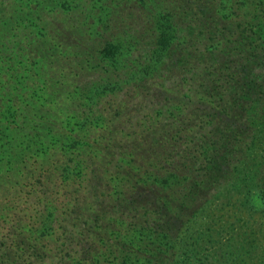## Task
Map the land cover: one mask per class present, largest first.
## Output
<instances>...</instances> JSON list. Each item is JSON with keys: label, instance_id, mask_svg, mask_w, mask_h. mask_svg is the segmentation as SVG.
Segmentation results:
<instances>
[{"label": "trees", "instance_id": "16d2710c", "mask_svg": "<svg viewBox=\"0 0 264 264\" xmlns=\"http://www.w3.org/2000/svg\"><path fill=\"white\" fill-rule=\"evenodd\" d=\"M93 2L35 0L1 20L0 63H11L0 68V264L46 263L53 195L71 193L87 173L110 185L115 215L67 210L79 223L72 231L63 225L62 234L90 241L61 264H176L173 249L204 207L231 229L232 243L203 264H264L254 245L260 237L264 243V211L246 202L253 190L264 196V87L256 83L264 74L253 71L264 3L249 1L255 9L236 14L248 0ZM49 3L81 17L75 46L68 35L41 32L42 15L51 12L40 7ZM15 22L26 23L19 29L27 37L18 41L4 36ZM123 24L128 39L117 41ZM127 47L136 65L125 66L123 78L155 89L134 105L135 115L126 113L130 97L115 101L104 85L123 68L117 58ZM186 62L195 65L184 69ZM9 84L16 87L4 94ZM130 135L136 142L122 152ZM29 226L36 237L25 234Z\"/></svg>", "mask_w": 264, "mask_h": 264}, {"label": "rangeland", "instance_id": "374dc122", "mask_svg": "<svg viewBox=\"0 0 264 264\" xmlns=\"http://www.w3.org/2000/svg\"><path fill=\"white\" fill-rule=\"evenodd\" d=\"M35 0H0V24L2 23L1 20H5L7 17H9L11 14H18L20 9L26 8L31 2ZM87 2L88 0H84ZM94 4L98 3L101 0H93ZM256 2L260 0H248V2ZM264 3V0H261ZM243 4V5H238L233 8V10L236 12V14H247L250 9H255V6L251 3L250 4ZM40 8H45L46 10H50V13L48 16L42 15L43 20L40 22V24L43 23L42 25V33L44 34H57V35H68V40H70V43L73 42L74 46L76 45L77 41L76 38L78 39V32H79V26L82 28V22L81 17L78 16L77 12H74L73 10H67L64 12H58L52 7V4L49 3L48 5L41 6ZM251 10V11H252ZM264 14V13H263ZM42 18V17H41ZM26 25L25 22H15L12 23L8 29V31L5 32V37L10 39L12 41H18L20 39H23L26 36V31L20 32L19 27H24ZM130 26L128 25H122L119 27V32H116L117 36V41L121 40L123 38L128 39V29ZM84 32L89 31V29L83 28ZM93 31V30H92ZM126 32V33H125ZM85 33V34H87ZM262 36H264V30L261 32ZM21 34V36L18 38V35ZM260 33H258L255 38H258ZM96 36V35H95ZM81 39L85 41L90 47L93 49H96L94 44H90L89 41L83 36ZM100 37L99 35L97 38ZM95 39V37H94ZM95 41V40H94ZM34 42L31 39L27 40V44H33ZM258 43L260 47L257 49H254V54L257 55V58L253 59V66L255 69L253 70L255 72V75H261L264 74V69L261 68L260 64L261 62H264V58H261V56L264 57V44H262V40H258ZM237 45V43H235ZM15 44L12 43V46ZM194 45L189 48L188 51L194 50ZM262 47V48H261ZM213 52H215V55L217 57H220V53H222L223 47L219 45L214 46ZM130 50L127 47V49L123 50L122 56H119L117 58L118 64L122 65L123 68L121 71H118L116 74L118 75H106L105 77V86H109L110 89L112 90V98L115 101H123L125 100L126 97H130L131 100H129V105L126 113H131L132 115L137 114L135 108H139L140 106H134L135 104L139 103L142 101L140 98H144L147 96V98L151 99L154 97L155 94V89L149 90L146 86V84H132L133 82L131 81H126L124 77V72L123 69H125V66H131L132 63L136 65L135 58L137 57L133 55L130 58ZM3 61L0 63V68H3L6 66L8 67L11 62L4 57L2 59ZM244 60H241L243 63ZM195 62H186L184 64V69H189L190 67L194 66ZM100 69V68H99ZM2 69H0V74ZM99 73L95 75L93 78H89L88 80H93L95 78H98ZM257 85L260 87H264V82L263 79H257ZM135 85V86H134ZM139 86V87H138ZM14 84H9L5 87V89L2 91L4 94H8L9 91H11L12 88H14ZM18 89H22V87L19 86ZM11 93V92H10ZM108 100V99H107ZM101 107H104L101 105ZM127 108V107H126ZM102 108L97 107L93 108L95 113L98 111H102ZM98 110V111H97ZM97 111V112H96ZM98 115V114H97ZM143 116V114H140ZM104 117H107L106 113L103 114ZM124 116V115H123ZM125 118L123 117V120ZM133 124H126L128 127L129 126H134L136 119H132ZM124 124V123H120ZM118 127L120 128L121 126L118 123ZM123 129L126 132H129L131 134V131L127 130V127L124 126ZM135 136H128L124 140L123 146L124 149L122 152L128 147L134 146V140ZM136 142V141H135ZM88 171V170H87ZM104 182H97L91 180V176L89 173L86 174L82 182H78L76 185L74 184V191L72 190L71 193L66 192L63 197H59L57 195H53L55 198L53 200V204H49V214L50 218H57L56 221H53L52 225L47 228L49 231L47 232L52 236V250L50 253H47V259L45 264H61L62 261H60V257L62 255L68 254V255H73L76 254L80 256L79 250H81V245L87 244L88 241H90V238L87 237L86 235L82 236L77 234V232H74L72 235H66L62 234L63 231L66 230V227L63 228V225L66 226L68 224L67 228L69 230H73L70 224L74 223V226H77L79 221H76L73 219L74 213L70 214L69 211L67 210L73 208V210L76 213H81V214H86V216H90L93 213H97L95 211L101 210L104 211L106 214V217H111L114 216L115 214V207H117V204L115 203L116 200L114 197L110 196L109 190H110V185H106ZM102 186H105L108 191L103 189ZM77 188V189H76ZM252 198H258L262 203H264V196L260 190H253L247 197L246 202L247 206L249 209L253 210L252 208L249 207V202ZM204 198H202V201ZM223 202H215L214 206L217 204H224V198H221ZM210 204H207L209 206ZM219 206V205H217ZM213 207V206H212ZM216 207V206H215ZM40 208V207H39ZM119 208V206H118ZM206 207L200 209L199 211V219L195 221L192 226L189 227V230L186 231V233H183L181 235V242L178 246H175L173 249V253L175 255V252L177 250V259H176V264H203V261H205L207 257L211 259V255L216 253V252H221L225 249H227L228 246H231L232 241H230V235L228 231L231 229H228L227 226L221 228L222 223L220 221H212V216L211 213L209 214V211L211 210H204ZM38 209V207L36 208ZM93 210L94 212H91ZM204 210V211H203ZM31 211V210H30ZM47 213V211H46ZM209 214V215H208ZM210 224H213L210 225ZM30 232L27 231V234L30 238L31 237H36L37 233V228L29 226ZM209 228V231L211 233V236L205 231ZM79 227H77V230ZM75 231V228H74ZM209 233V234H210ZM24 234V233H23ZM233 235L236 237L235 233L233 232ZM1 237V234H0ZM263 237H260L258 240L260 242L258 243L255 242L254 245L259 246V251L258 253H264V243L261 242ZM250 241V239H249ZM55 246H58L57 248H54ZM248 248L251 249V245L248 243L246 246L242 248V251L245 252L248 250ZM256 251H252V256L256 257ZM67 255V256H68ZM248 258V255L246 256ZM246 258V262L248 263V259ZM210 264V262H205ZM218 264V263H215Z\"/></svg>", "mask_w": 264, "mask_h": 264}, {"label": "clouds", "instance_id": "9594fccd", "mask_svg": "<svg viewBox=\"0 0 264 264\" xmlns=\"http://www.w3.org/2000/svg\"><path fill=\"white\" fill-rule=\"evenodd\" d=\"M249 207L254 211H264V203H262L258 198H252L249 202Z\"/></svg>", "mask_w": 264, "mask_h": 264}]
</instances>
